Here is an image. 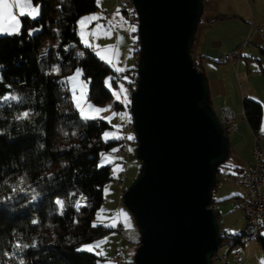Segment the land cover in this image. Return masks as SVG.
I'll list each match as a JSON object with an SVG mask.
<instances>
[{"label": "trees", "instance_id": "16d2710c", "mask_svg": "<svg viewBox=\"0 0 264 264\" xmlns=\"http://www.w3.org/2000/svg\"><path fill=\"white\" fill-rule=\"evenodd\" d=\"M33 2L40 5V15L35 20L21 16L19 34L0 35V96L11 93L23 98L0 101V264H18L21 258L24 264H97L100 256L77 249L107 231L92 223L103 185L114 180L110 166H100L99 160L102 152L116 147L119 138L103 139L110 127L105 119L82 118L63 78L81 68L89 82V98L104 104L112 97L105 79L115 71L78 35V19L97 9L96 0ZM133 22L136 63L122 71L129 96L137 82L139 54L135 10ZM33 27L39 30L29 35ZM191 56L202 71L192 50ZM110 82L117 86L114 77ZM23 111H30L32 117L16 120ZM261 111L260 103L244 100L243 114L250 129L258 128ZM228 157L229 152L217 167L209 205L215 203L213 191ZM57 198L64 201L62 214ZM76 201H80L79 209ZM226 234L219 230L221 242ZM17 243L29 247L18 250Z\"/></svg>", "mask_w": 264, "mask_h": 264}, {"label": "water", "instance_id": "95a60500", "mask_svg": "<svg viewBox=\"0 0 264 264\" xmlns=\"http://www.w3.org/2000/svg\"><path fill=\"white\" fill-rule=\"evenodd\" d=\"M132 2L139 54L129 105L141 166L122 201L140 231L133 264H212L211 189L229 140L191 56L203 0Z\"/></svg>", "mask_w": 264, "mask_h": 264}, {"label": "crops", "instance_id": "0c3cea01", "mask_svg": "<svg viewBox=\"0 0 264 264\" xmlns=\"http://www.w3.org/2000/svg\"><path fill=\"white\" fill-rule=\"evenodd\" d=\"M33 4L37 3L33 2ZM97 6L95 11L86 13L78 19V35L81 42L96 55L98 51L100 52V55H97L99 58L100 56L109 57L105 51L109 45L97 44V37L100 38L104 35V31L110 28L108 26L110 22L120 20L122 16L113 7L101 8L99 4ZM15 11L18 15L19 11ZM90 16H99L100 19L87 21L82 28L79 21ZM20 17L18 15L19 19ZM263 24L264 0H204L203 14L194 35L191 47L192 55L206 77L209 100L213 109L218 114L221 108L229 107L237 114V129L227 134L230 151L224 166L225 170L220 176L221 179L225 173H240L252 163V134L243 114L245 99L260 103L262 111L258 128L264 136V28L256 29L257 26ZM98 25L101 27L97 28ZM86 32L89 33V36L88 33L86 35ZM93 32L96 33L95 36L92 35ZM114 48L115 53L110 52L113 61L109 64L110 66H115V70L122 69V71L134 66L136 56H133V59L125 57V54L122 55V51L119 53L118 46H114ZM233 51H237L240 56L233 61L220 60L222 56ZM102 61L106 63L105 60ZM119 107L121 105H118ZM242 125H247L248 129L241 130ZM261 145L264 151V137L261 140ZM119 164L120 162L117 161L112 166L115 173ZM108 165L111 167L110 164ZM220 183L221 180L217 187ZM217 187L214 191H217ZM231 193L229 197L232 198L234 205V200L240 196L242 189L233 186ZM213 198L216 203V212L219 200L214 196ZM239 213L242 229L244 219L240 211ZM216 215L218 224H221L219 212H216ZM221 228L224 233L228 234L240 232L232 231L228 223H223ZM239 254L240 264H264V243L245 244L240 247ZM215 260L220 262L218 259ZM233 262L232 256L228 257V263L232 264Z\"/></svg>", "mask_w": 264, "mask_h": 264}, {"label": "rangeland", "instance_id": "374dc122", "mask_svg": "<svg viewBox=\"0 0 264 264\" xmlns=\"http://www.w3.org/2000/svg\"><path fill=\"white\" fill-rule=\"evenodd\" d=\"M96 2L97 4H99L101 8H104V7L115 8L116 11H118L120 15L122 16L120 20H114L113 22H110V25L108 26L111 28L112 34L110 36L103 35L100 38L97 37V44H106L112 47L118 46L119 53L122 51V55L125 54V57H131L133 59V56H136V54L134 53V50H135L134 36L132 35V31H131L132 27L136 28V24H134V22L131 23L132 13L134 11L133 7L127 6V5H120L116 7L115 0H97ZM20 29H21V21H20ZM38 30H39V27H33V28L28 29V33L31 32L33 34L34 32H37ZM87 33L88 32H86V35ZM0 35H6V34H0ZM88 36H89V33H88ZM110 52L112 51H107L109 57H111ZM114 67H112L113 71L121 72L120 70H115ZM77 69L80 70L81 75L76 81V87L78 91L82 90L84 93V98L82 102L86 101V103L94 105L96 107L107 108L108 109L107 111H104L99 114V116L104 117V119L108 121L110 124V127L105 132L118 136L120 138V134H121L119 130L120 123L125 119L132 120V115H131L130 105H129L130 96L127 93H121L120 100H117L115 96L113 95L114 92L120 93L121 87L124 88L123 81L119 80V82H117V86H114L110 82L112 77H114V74L111 73L109 76H107L105 79V85L110 90L112 97L109 101H107L104 104H96L89 98V82L83 77L81 68L77 67L76 69H74L72 72H70L63 78L64 82L67 85L69 97L71 100H72L71 89L73 85L71 82L68 81V78L73 76ZM81 84L83 85L82 89L80 87ZM125 95L127 96V102H124ZM118 105H121V107L118 108ZM113 113H116L117 115H113ZM119 113L125 114L124 119H121V116L119 115ZM241 127H242L241 130H243L244 128H246V130L248 129L247 125H242ZM104 133H103V139L106 140L104 137ZM129 136H132L133 139L129 140L128 142V154L125 156V159L128 162L126 166V172H127L126 187L137 176L140 170V166H141V161L138 159L136 155L137 141L134 140L133 133L132 134L129 133ZM107 140H113V139H107ZM112 150L113 149H110L108 151H104L101 153L99 165L102 166V165L110 164L111 165L110 167L111 177L115 178L119 175L120 169L122 168V163H121V158L116 157L114 154V151ZM251 156H252V153H251ZM117 161L120 162V164L118 165L117 172L115 173V170L112 169V166H114V164ZM220 180H221V183L217 187V191H214L213 193V196L217 200H219V203H218L219 207L217 208V211H216V212H219L220 214L219 222H221V224H218L219 230L223 231L221 228L223 227V223L224 224L228 223L232 231H241L243 229L245 219L243 217L244 222H243V226L241 229L242 222H241V218H240L241 216L239 213L240 210L234 207V205L232 204L233 200L232 198L229 197L230 194H232L231 192H232L233 186L227 184L221 178ZM122 195H123V192L121 193L117 189V187L115 186L113 182V179L109 180L103 185L102 201L94 213L92 223L93 225L101 226L103 229H107V231L104 232V234L101 237H98L97 239L82 245V246L94 245V244L99 243L100 246L99 248L96 249V251H103L104 253V255L100 256L99 260L97 261L99 262V264H113L110 261V255L114 252V250H116L114 248L118 244H120L121 249L125 255V261H126L125 264H133V256H134L137 245H131L125 242H121L117 232L115 231V227L117 223L119 222H121L125 227H130L131 225L136 226L134 216L128 210V208L123 204ZM112 225H115V226H112ZM219 250L221 252H224L226 248L224 246H221ZM229 257H231V252L229 254ZM212 262L213 264H221L217 260H212Z\"/></svg>", "mask_w": 264, "mask_h": 264}, {"label": "built area", "instance_id": "2783aa9c", "mask_svg": "<svg viewBox=\"0 0 264 264\" xmlns=\"http://www.w3.org/2000/svg\"><path fill=\"white\" fill-rule=\"evenodd\" d=\"M116 6L127 5L133 7L132 0H115ZM264 28L259 25L256 29ZM237 51L227 53L220 58L221 61H233L239 57ZM114 78L117 82L124 78V74L118 71L114 72ZM218 121L223 128L224 133L234 132L237 129L236 117L237 114L229 107H223L217 114ZM120 138L114 149L117 157L121 158L122 168L119 175L114 178L113 182L117 189L122 193L126 189L127 184V160L125 156L128 154L129 133L135 135L133 120L125 119L120 123ZM252 163L249 167L242 170L240 173H225L223 180L234 187L242 189V193L236 200L234 206L243 214L245 223L243 229L238 233L226 234L223 241H220L213 256L214 259L220 260L222 264H229L228 257L231 252L233 258L232 264H240L239 249L245 244L261 243L264 240V151L261 145L263 134L259 128H252ZM214 210L216 203L209 205ZM121 242L131 245H139L140 231L136 226L125 227L121 222L117 223L115 227ZM224 246L226 250L221 252L219 248ZM113 264H125V255L121 249L120 244L117 246L115 253L110 257Z\"/></svg>", "mask_w": 264, "mask_h": 264}, {"label": "snow or ice", "instance_id": "6c2138e0", "mask_svg": "<svg viewBox=\"0 0 264 264\" xmlns=\"http://www.w3.org/2000/svg\"><path fill=\"white\" fill-rule=\"evenodd\" d=\"M19 10L18 15L19 16H24V17H28L30 19L35 20L37 18V16L40 15V5L39 4H33V0H0V34H8V35H17L20 33V20L18 19V15L17 12L15 10ZM100 19L99 16H90V17H85L84 19H81L79 21L80 25L83 26L85 25V23L87 21L90 20H98ZM101 26H97V28H100ZM132 32L136 31L135 27L131 28ZM32 33L30 32L29 35H31ZM111 33V28L107 29L104 31V35L106 36H110ZM93 36L96 35L95 32L92 33ZM81 36L83 38V31L81 32ZM85 43H87V41H85ZM89 46H91L89 44ZM105 51H112L113 54L115 53V49L112 46H109V48H106ZM97 55H100V52H97ZM100 58L102 60H105L106 63L111 64L112 58L111 57H106V56H100ZM3 65H0V68H2ZM120 71H122V69H118ZM81 75V72L79 69L76 70L75 74L71 77L68 78V81L72 83V100L75 104V107L78 109L79 113L81 114L82 118L85 120H91V119H104V117L99 116L100 113L107 111V108H100V107H96L94 105L88 104L85 102H82L83 98H84V93L83 91H78L77 87H76V81L78 80L79 76ZM0 83H3V76L0 75ZM7 87H11L10 85H8ZM81 89L83 88V85L81 84ZM126 89H124L123 87H121L120 93H113V95L115 96V98L117 100H120L121 98V93H126ZM23 98L15 95V94H11V93H6L3 96H0V101H22ZM124 102H127V96H124ZM32 113L30 111H23L20 112L15 119L19 120V121H23V120H28L32 117ZM113 115H117L116 113H113ZM119 115L121 116V119H124L125 114L124 113H119ZM104 137L105 139H118V136L112 135L110 133L105 132L104 133ZM127 139L131 140L133 139L132 136H128ZM118 149H113L112 151H117ZM16 188L14 187L12 189L13 192H16ZM21 191H23V189H20ZM70 196H74L75 193H70ZM33 199L36 198V195H33L32 197ZM55 203L60 207L61 209V214H62V210L64 208V201L62 199L57 198L55 200ZM76 206L77 209H79L80 205V201H76ZM37 221H33V223H36ZM96 225H93V227H95ZM115 226V225H112ZM99 243L94 244V245H84L80 248L77 249L78 252H88V253H93L97 256H103L104 253L103 251H96L97 248H99ZM29 245L24 244L21 245L20 243H17L15 245V248L18 250H22L23 248H28ZM5 255H9L7 253H5ZM10 259L12 258V256L9 257ZM2 264H7L6 261L2 262ZM18 264H24V260L21 258L18 262ZM97 264H99V262H97Z\"/></svg>", "mask_w": 264, "mask_h": 264}]
</instances>
